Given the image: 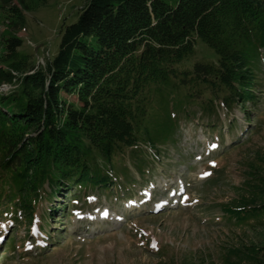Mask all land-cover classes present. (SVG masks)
<instances>
[{
  "label": "trees",
  "instance_id": "trees-1",
  "mask_svg": "<svg viewBox=\"0 0 264 264\" xmlns=\"http://www.w3.org/2000/svg\"><path fill=\"white\" fill-rule=\"evenodd\" d=\"M37 2L45 0H0V13L22 29ZM9 34L0 35V86H15L0 93V199L18 200L12 215L39 208L48 184L55 196L112 187L126 150L166 144L181 112L212 116L215 100L240 101L249 121L247 103L258 102L264 0H87L38 68ZM198 40L217 62L184 67ZM259 186L264 197V179ZM232 213L264 216V198ZM254 250L264 264V246Z\"/></svg>",
  "mask_w": 264,
  "mask_h": 264
},
{
  "label": "rangeland",
  "instance_id": "rangeland-1",
  "mask_svg": "<svg viewBox=\"0 0 264 264\" xmlns=\"http://www.w3.org/2000/svg\"><path fill=\"white\" fill-rule=\"evenodd\" d=\"M86 1L34 3L22 29L9 28L0 13V35L19 37V52L37 66L58 54L65 27ZM200 61L216 63L217 55L198 40L183 66ZM262 65L258 102L246 106L249 121L240 101L229 106L217 99L212 116L197 106L181 112L166 144L127 149L131 154L115 162L111 174L119 179L110 188L55 196L48 184L40 207L32 213L18 207L15 218L3 214L18 200L3 196L0 264H254V247L264 246V216L243 220L232 209L264 198L257 196L264 179ZM68 100L78 105L75 97Z\"/></svg>",
  "mask_w": 264,
  "mask_h": 264
},
{
  "label": "snow or ice",
  "instance_id": "snow-or-ice-1",
  "mask_svg": "<svg viewBox=\"0 0 264 264\" xmlns=\"http://www.w3.org/2000/svg\"><path fill=\"white\" fill-rule=\"evenodd\" d=\"M213 147H215V145H214ZM205 175H209V174H208V173H206ZM0 239H2V237H0Z\"/></svg>",
  "mask_w": 264,
  "mask_h": 264
}]
</instances>
